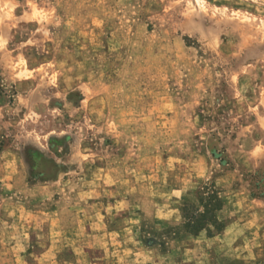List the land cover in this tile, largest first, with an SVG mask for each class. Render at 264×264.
I'll list each match as a JSON object with an SVG mask.
<instances>
[{"label":"rangeland","instance_id":"rangeland-1","mask_svg":"<svg viewBox=\"0 0 264 264\" xmlns=\"http://www.w3.org/2000/svg\"><path fill=\"white\" fill-rule=\"evenodd\" d=\"M0 264H264V0H0Z\"/></svg>","mask_w":264,"mask_h":264},{"label":"trees","instance_id":"trees-1","mask_svg":"<svg viewBox=\"0 0 264 264\" xmlns=\"http://www.w3.org/2000/svg\"><path fill=\"white\" fill-rule=\"evenodd\" d=\"M200 207L187 214L184 228L192 235H198L210 225H217V215L224 208V202L214 186L203 188L199 193Z\"/></svg>","mask_w":264,"mask_h":264}]
</instances>
